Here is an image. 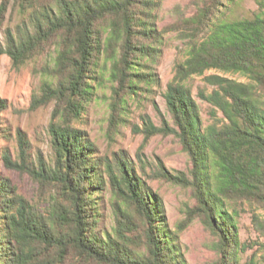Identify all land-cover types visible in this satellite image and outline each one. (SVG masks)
Wrapping results in <instances>:
<instances>
[{
    "label": "trees",
    "instance_id": "trees-1",
    "mask_svg": "<svg viewBox=\"0 0 264 264\" xmlns=\"http://www.w3.org/2000/svg\"><path fill=\"white\" fill-rule=\"evenodd\" d=\"M236 1L192 0L189 14L181 12L159 28L163 0H14L21 23L6 33L4 46L0 41V55L18 67L53 52L32 102L54 101L48 125L54 157L32 167L4 156L10 168L24 166L49 197L44 208L33 205L8 177L0 178V264H67L70 254L77 264H187L168 231L160 197L134 162L123 151L100 153L89 133L74 124L109 82L107 132L118 133L131 101L159 84L156 65L167 32L185 42L164 92L171 120L162 118L156 126L143 115L139 131L144 141L173 134L188 154L187 174L169 173L163 165L157 172L190 188L192 214L218 237L219 264H255L240 263L246 246L228 205L264 209V0H256L258 9L244 17L234 16ZM9 2H0V26ZM193 76L204 82L197 96L208 103L205 125ZM18 134L23 152L26 142ZM106 190L115 224L98 232L97 207ZM252 223L264 237V219L252 212Z\"/></svg>",
    "mask_w": 264,
    "mask_h": 264
},
{
    "label": "rangeland",
    "instance_id": "rangeland-1",
    "mask_svg": "<svg viewBox=\"0 0 264 264\" xmlns=\"http://www.w3.org/2000/svg\"><path fill=\"white\" fill-rule=\"evenodd\" d=\"M257 7L256 0H237L233 6V14L236 17L250 16L258 9ZM193 8L192 0H163L158 11L157 26L161 28L174 21L179 13L189 14ZM21 18L22 15L18 12L14 0H10L0 26V41L3 46L6 43V33L14 32L21 23ZM184 51L185 42L178 38L176 32L164 34L162 54L156 65L159 84L152 85L148 92L139 94L131 101L124 122L118 126V133L112 135L107 132L109 82L98 89L82 116L74 124L89 133L100 153L110 157L115 152L123 151L134 162L136 172L160 197L168 231L176 235L175 244L187 264H219L221 254L217 244L218 237L198 216L192 214L195 199L190 188L167 181L157 172V168L163 165L169 173L181 171L187 174L191 167L188 154L182 149L177 136L173 134L156 133L144 141V135L139 131L142 129L143 115L149 116L156 126L161 125L162 118L170 122L164 92L167 82L173 75L174 63L183 58ZM52 55L53 52L50 50L18 67L12 65V60L7 54L0 55V100L4 101V107H0V178L8 177L19 194L41 208L46 206L49 191L41 189L24 166H38L41 158L51 163L54 157L48 131L54 101L39 106L32 102L33 95L40 93L42 81L47 76V66L52 63ZM213 72L216 71L209 70L206 73ZM226 76L245 80L238 73H226ZM190 82L205 125L210 122L208 103L197 96V87L204 85L202 76H193ZM18 131L23 133V141L26 142L23 152ZM4 156H9L12 161L21 162L24 166L10 168ZM97 208L98 232L110 231L115 224V215L109 190L102 193ZM228 210L230 212L234 210L236 213L239 241L246 246L240 253V263L251 259L255 264H264L262 246L264 237L252 223V212H256L264 219V209L247 203H232L228 205ZM132 218L138 220L139 217L134 214ZM77 259L70 254L67 264H77ZM78 264L95 263L78 261Z\"/></svg>",
    "mask_w": 264,
    "mask_h": 264
}]
</instances>
